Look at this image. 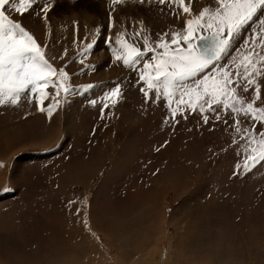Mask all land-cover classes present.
I'll list each match as a JSON object with an SVG mask.
<instances>
[{"label": "rangeland", "instance_id": "1", "mask_svg": "<svg viewBox=\"0 0 264 264\" xmlns=\"http://www.w3.org/2000/svg\"><path fill=\"white\" fill-rule=\"evenodd\" d=\"M190 6L191 15L157 0H36L29 12L11 13L68 73L69 92L57 96L49 86L45 99L27 94L0 105V264L264 263V161L244 169L246 140L233 116L207 112L205 123L199 110L185 109L173 117L163 96L141 91L142 64L126 67L113 56L120 33L137 46L145 36L170 40L214 0ZM258 22L221 64L244 52ZM258 83L264 100V77ZM116 86L113 105L105 96ZM254 91L240 95L251 100ZM54 97L60 103L49 116ZM252 126L241 117V128ZM77 206L87 214L79 221L85 235L72 226ZM181 221L193 227L182 233Z\"/></svg>", "mask_w": 264, "mask_h": 264}, {"label": "snow or ice", "instance_id": "2", "mask_svg": "<svg viewBox=\"0 0 264 264\" xmlns=\"http://www.w3.org/2000/svg\"><path fill=\"white\" fill-rule=\"evenodd\" d=\"M157 2L173 5L184 14L192 13L191 0ZM35 3L36 0H0V105L9 102L15 105L27 94L39 93L41 100L45 99L49 86L56 89L57 96L61 91L69 92L68 73L64 68H54L35 38L11 17V13L29 12ZM119 3L122 0H112L113 5ZM49 7L50 4H45L43 11L46 13ZM261 12L264 0H214V6L205 7L187 19L182 31L172 32L170 40L166 39L168 34L155 42L145 36L143 44L137 46L120 33L116 38L119 47L113 49L115 60L122 61L124 66L142 64L139 79L146 88L141 91L145 97L152 90L157 99L163 96L173 117L185 109L199 110L207 123V112L215 113L217 120L222 114H231L235 131L246 140L242 146L246 171L264 161V131L256 129L257 124L264 125V107L256 106L257 101L264 102L258 83L264 77V18L258 16ZM257 19L258 26L242 46L244 52L221 64L231 54L229 50L236 38ZM134 35L140 36L142 32ZM92 47L87 44L84 51ZM147 53L152 54L150 60L144 59ZM253 87L251 100L240 95L241 89L248 93ZM120 96V87L116 86L105 99L115 105ZM59 103L55 100L48 107L49 116ZM173 103L176 107H172ZM241 117L250 118L253 126L241 128Z\"/></svg>", "mask_w": 264, "mask_h": 264}, {"label": "bare ground", "instance_id": "3", "mask_svg": "<svg viewBox=\"0 0 264 264\" xmlns=\"http://www.w3.org/2000/svg\"><path fill=\"white\" fill-rule=\"evenodd\" d=\"M79 7V6H78ZM80 8V7H79ZM120 64V63H119ZM121 70V69H120ZM96 92V91H95ZM94 156V155H93ZM98 156V155H97ZM98 158V157H97ZM95 161H96V159H95ZM93 162V161H92ZM94 163H96V162H94ZM261 163V162H260ZM260 163L258 164V165H260ZM257 165V166H258ZM77 205V204H76ZM154 209H155V207L153 206V205H151L150 207H149V211H154ZM77 210L79 211V213L77 212V211H74L73 213H74V215L75 214H77V215H75V217L73 216V227L74 228H78L79 230V232H80V230L82 231V229H83V226H82V223H80L79 221H80V219L82 220V219H84L85 217H86V215H85V212L83 211V210H81L80 208H79V206H77ZM87 213V212H86ZM77 220V221H76ZM83 221V220H82ZM78 223H80V224H78ZM155 223H157V222H155ZM180 223V222H179ZM186 223H188V224H186ZM194 223V222H193ZM154 224V223H153ZM152 224V225H153ZM182 226H180L181 228H180V231L182 230V233L183 232H185V231H189V229H191L192 227H193V224H191V223H189V222H187V221H185V222H183V221H181V223H180ZM186 224V225H185ZM196 225V224H195ZM157 226V225H156ZM190 226V227H189ZM50 227V226H49ZM85 228V227H84ZM185 229V230H184ZM188 229V230H187ZM184 230V231H183ZM78 232V233H79ZM83 234L85 235V230L83 229ZM77 233V234H78ZM186 233V232H185ZM32 236V235H31ZM107 236V235H106ZM192 236H193V233H192ZM244 236V235H243ZM82 238V237H81ZM107 238V237H106ZM188 238V237H187ZM187 238H186V240H187ZM192 238V237H191ZM194 238V237H193ZM198 238V241L201 239L200 238V236H198L197 237ZM205 238V237H204ZM208 238V237H207ZM263 238V237H262ZM190 239V238H189ZM107 240H109V239H107ZM191 240V239H190ZM208 240V239H207ZM259 240V239H258ZM260 240H261V238H260ZM191 241H194V243H196V241H195V239H193V240H191ZM178 242H179V246L178 247H180L179 249H181L182 250V246H183V243H185V242H183L181 239H179L178 238ZM181 242H183V243H181ZM190 243V242H189ZM193 243V242H192ZM199 243H201V241L199 242ZM198 243V244H199ZM205 244V243H204ZM207 244V243H206ZM212 245V244H211ZM190 246H193V247H195V246H197V243L195 244V245H190ZM230 246V245H229ZM227 247V246H226ZM175 248V247H174ZM196 248V247H195ZM232 248V247H231ZM186 249V248H185ZM196 249H198V248H196ZM205 249V248H204ZM203 249V250H204ZM228 249V248H227ZM184 250V249H183ZM203 250H201V251H203ZM214 250H215V248H214ZM229 250V249H228ZM186 251H188L187 249H186ZM198 252V251H197ZM204 252L205 253H207V257H208V260H210L211 262L212 261H215V258H214V251L211 249V248H207V249H205L204 250ZM204 252H203V254H204ZM184 253H186L185 251H184ZM184 253H182L181 251H178L177 252V255H181V254H184ZM216 253V252H215ZM202 254V255H203ZM186 255V254H185ZM237 255V254H236ZM186 256H188V255H186ZM228 257V256H227ZM191 258V257H190ZM224 258V257H223ZM175 259H176V257H175ZM235 259H238L237 257H235ZM227 260V259H226ZM255 261V260H254ZM262 261V260H261ZM202 262V261H201ZM201 262H200V264H201ZM218 262V261H217ZM259 262H260V260H259ZM259 262H258V264H259ZM263 262V261H262ZM174 263V262H173ZM193 263H195V261L193 262ZM192 263V264H193ZM239 262H237V264H238ZM80 264V263H79ZM179 264V263H178ZM182 264H186V263H182ZM214 264H216V261L214 262ZM240 264V263H239ZM254 264V263H253ZM262 264V263H261ZM264 264V263H263Z\"/></svg>", "mask_w": 264, "mask_h": 264}]
</instances>
